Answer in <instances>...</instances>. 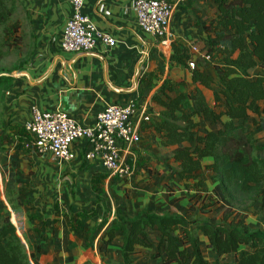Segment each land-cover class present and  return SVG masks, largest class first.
<instances>
[{"label": "crops", "instance_id": "0c3cea01", "mask_svg": "<svg viewBox=\"0 0 264 264\" xmlns=\"http://www.w3.org/2000/svg\"><path fill=\"white\" fill-rule=\"evenodd\" d=\"M135 1L83 0V13L97 30L116 41L114 48L97 43L87 53H67L61 49L63 27L71 14L68 0H17V10L8 24L19 23L20 43L15 49L13 81L0 115V164L16 173L19 185L36 189L35 196H20L19 202L20 227L26 239L22 236V240L30 244L39 264H123L121 237L115 238L103 256L98 251V235H91L93 227L106 218L110 221L121 214L133 217L144 209L163 215L158 212L156 196H109L107 191L113 177L106 174L98 160H85L84 140L72 144V160L58 161L49 153L39 154L23 129L32 106L42 112L62 111L90 128L108 105L146 102L154 119L164 114V108L152 96H162L159 90L166 80L184 81L185 92L194 88L187 62L185 67L170 65L172 46L183 44L190 60L195 64L202 61L200 54L205 52L207 34L201 25L214 18V0H167L175 7L168 35L161 39L138 28L133 10ZM202 68L213 76L210 64ZM199 88L205 96L206 89ZM218 90L217 84H213L209 90L211 102L205 96L211 105H214L213 91ZM253 118L255 114H251L245 127L258 140L262 148L257 155L260 156L264 130L253 125ZM144 126H141V149L128 160L132 163L137 157L145 158L146 153L157 154L162 149L157 136ZM25 137L29 140L24 141ZM199 174L208 194H213L211 174L207 171ZM191 197L168 196V202L177 199L174 205L186 204ZM197 205L193 211H186L182 219L189 221V214L199 213ZM255 210L256 206L241 216L246 215V222L253 215L260 217L252 213ZM249 227L264 231V225ZM197 236L205 247L206 240L200 233ZM153 253V249H141L131 257L132 264H160L161 258H153Z\"/></svg>", "mask_w": 264, "mask_h": 264}, {"label": "trees", "instance_id": "16d2710c", "mask_svg": "<svg viewBox=\"0 0 264 264\" xmlns=\"http://www.w3.org/2000/svg\"><path fill=\"white\" fill-rule=\"evenodd\" d=\"M214 2V18L201 25L207 34L205 54L211 60L201 59L190 71L194 88L189 92L183 91L184 81L166 80L159 90L162 96H152L164 114L144 127L169 152L157 180L170 176L180 181L183 189L205 201L199 213H209L216 205L214 211H221V220L189 223L175 214L159 215L146 209L133 217L106 218L93 227L91 235H98V251L103 256L115 238L121 237L123 264H132L131 257L141 249H153V258H161L160 264H264V231L251 229L246 215L241 216L256 206L252 213L264 220V148L257 156L262 148L245 127L255 114L253 125L264 130V0ZM16 10L17 0H0V62L20 43L19 23L8 25ZM190 58L183 44L172 46L171 66L185 67ZM208 64L213 76L202 68ZM12 71L0 68L1 111L13 81ZM213 84L219 90L213 91L211 105L199 87L211 90ZM5 171L0 164L5 201L0 191V264H39L11 222V215L18 218L22 213L19 184L15 172L7 171L6 176ZM200 171L211 174L213 194L204 187ZM197 233L206 240L205 250L213 259L204 257Z\"/></svg>", "mask_w": 264, "mask_h": 264}, {"label": "built area", "instance_id": "2783aa9c", "mask_svg": "<svg viewBox=\"0 0 264 264\" xmlns=\"http://www.w3.org/2000/svg\"><path fill=\"white\" fill-rule=\"evenodd\" d=\"M68 2L71 14L61 35L63 52H91L97 43L108 48L115 47L116 41L97 30L83 13V0ZM174 7L167 0H136L133 10L138 28L154 38H164L168 35ZM200 57L208 62L211 60L205 52ZM187 67L193 70L196 64L187 60ZM151 120L146 102L108 105L97 115L95 125L90 128L78 124L62 111L42 112L32 106L30 119L23 128L39 154L49 153L58 161L72 160V144L84 140L87 144L85 160H98L109 177L123 179L132 176L128 160L133 159H129L133 156L132 150L142 141L141 126Z\"/></svg>", "mask_w": 264, "mask_h": 264}, {"label": "rangeland", "instance_id": "374dc122", "mask_svg": "<svg viewBox=\"0 0 264 264\" xmlns=\"http://www.w3.org/2000/svg\"><path fill=\"white\" fill-rule=\"evenodd\" d=\"M17 59V50L10 49L7 53V56L2 59L0 62V68L9 70L13 67L14 62ZM205 96L208 99L209 102L212 101V93L209 90H205ZM1 113V110H0ZM149 113L152 116L151 110L149 109ZM29 137H25L24 141H28ZM141 149V145H137L134 147L132 152L134 154L138 153V150ZM167 150L159 149V152L157 154L153 153H146L145 158L137 157L134 163L131 161H128L129 165L131 166L130 170L132 171V176L130 178H113V183L111 186L108 187V194L109 196H156L158 203V212L162 213L163 215H177L180 218L185 217L184 213L193 208L195 209V205L198 203V208L205 206V201H202L200 196L196 197L194 193H185L182 187V183L175 178H172L170 176H165L160 181L157 180V176L160 173V164L161 162H164V158L168 155ZM162 165V164H161ZM7 174V171H5V174ZM7 176V175H6ZM0 177V191H1V200L4 201V192H3V186L1 182ZM102 191V188H100ZM18 196H35V187L30 185H19L18 188ZM209 192V190H207ZM211 191V190H210ZM102 193V192H101ZM103 196V193H102ZM168 196H195L191 197L186 204L180 203L178 205H174L176 200H173L171 202H168ZM166 199V203H162L161 200ZM206 200V199H205ZM208 202V200H207ZM214 208H217V206L213 205L211 207V210L209 213H201L203 215H199V213L196 214H189L191 217L190 220L187 221L189 223H198V222H204L208 219L212 218L216 222H219L221 220V214L220 212L214 211ZM220 209L223 208V205L219 206ZM192 210V211H193ZM207 210V209H206ZM8 211L11 212V210L8 208ZM22 211V209H21ZM205 214V215H204ZM11 215V222L14 226L18 227L17 235L22 239L21 234V227L20 224H22V218L18 217L16 218L14 216V222L12 221ZM247 224L251 226H261L264 225V220L261 219L258 216L253 215L252 218L247 219ZM201 248L202 252L205 258L207 259H213V256L208 253L205 250L204 244L201 242Z\"/></svg>", "mask_w": 264, "mask_h": 264}]
</instances>
